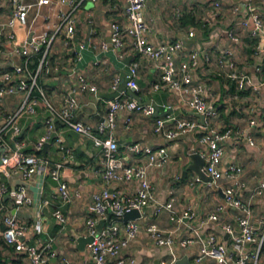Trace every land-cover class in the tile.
<instances>
[{"label": "built area", "instance_id": "1", "mask_svg": "<svg viewBox=\"0 0 264 264\" xmlns=\"http://www.w3.org/2000/svg\"><path fill=\"white\" fill-rule=\"evenodd\" d=\"M125 1L128 23L125 25L112 23L110 39L102 38L98 48L93 39L87 44V47L97 49L93 63L100 65L106 62L107 53H113L116 59L122 61L123 50L128 43L139 56L159 61L160 81L153 85V89L178 90L183 96L184 104L192 111L205 114V119L202 121L198 118L178 117L167 113L156 117L154 129L158 134L171 139L185 132L197 131L198 142L205 148L201 152V156L205 159L202 170L209 176L210 184L218 185L222 177L223 144L231 137L232 130L230 128L222 130L218 125L213 124L212 120L219 117L218 108L205 95V85L194 82V73L200 67V52L194 50L185 59L176 62V54L185 48L184 39L152 42L149 38L151 27L145 17L148 0ZM259 1L235 2L232 6L233 27L227 29L229 38L238 41L234 27L247 28L253 39H256L257 56L264 54V14ZM81 4L82 0H8L6 17L0 15V147H4L0 172L5 173L9 178L13 169L20 176L11 184L12 187L7 182L8 179L0 178V199L13 191L20 204H35L38 208V216L29 224L23 222L16 212L7 210L0 202V223L5 225L4 236L7 242L12 244L17 252L26 254L29 264H74L66 256L53 261L56 252L52 250L51 244L37 247L29 243L32 229L38 235L45 231L44 201L35 202L28 194V188L35 175L40 173L43 178L50 176L57 181L56 196L63 202H72L74 196L79 195V192L75 194L76 192H73L62 180V162L53 163L42 154L50 141H54L66 156L72 153V148L65 144L63 134L58 128V124H61L91 138L94 145L102 151L104 165L101 176L105 182H137L133 195L113 192L108 188L92 193L86 226L88 235H92L94 239L88 243L89 257L80 264H126L122 251L143 232H146L157 245L171 248V258L162 260L160 264H174L180 257L178 249L188 248L198 241L201 242V248L195 256L197 264H249L250 262L256 264L263 248L264 236H258L252 220V206L264 191V179L260 181L250 199L244 201L240 196L241 184L237 179L241 168L233 165L227 174L234 178L235 184L223 190L225 202L218 204L205 219L201 220L197 216L192 204L177 209L174 197L159 204L157 211H168L170 220L174 224V228L166 230L155 221L146 220L143 210L145 204L157 200L155 186L149 176L150 170L165 168L171 161L172 152L164 145L152 146L134 142L127 145V148L140 155L141 160L126 164L120 156L119 142L115 133L117 117L121 111L128 110L153 116L157 112L156 105L152 102H141L127 95L124 93V88L120 95L107 100V116L99 125L83 122L77 118L79 96L87 91L95 93L98 91L97 85L82 67L84 63L82 49L87 47H84V44L82 49L73 46ZM221 6V0H214L215 17L219 16ZM180 16L181 14L177 12L176 17ZM92 33L96 34L95 31ZM57 40H61L62 44L71 50L72 58L68 68V75L72 77V81L64 91L60 106L48 98L46 85L43 82L44 75L51 72L48 59ZM235 54L234 46L225 48L221 52L217 60L218 73L235 84L236 98L240 91L249 88H255V92L260 93L264 88V59L260 64H256L255 72L261 74L259 82L256 83L249 70L236 65ZM6 55H18L22 57V63L16 64L9 59L4 62ZM36 60L38 65L35 69L32 65ZM206 60H211L208 54ZM125 65L127 87L137 92L139 61L135 59ZM121 81V75L116 74L112 90H118ZM20 93L24 98L17 110L3 111L5 99ZM41 101L45 102L49 112L45 118L46 130L42 136L32 142L33 151L27 152L25 147L29 141L22 137L19 119L24 115H35ZM255 124L256 121L252 119L250 125L255 126ZM246 139L251 144L255 143V139L250 134ZM196 181L205 180L197 174ZM228 206L238 209L236 215L238 227L231 222L223 225L224 230L229 234L230 244L223 243L213 232L202 238L201 224L217 222ZM130 209L140 210L141 216L125 221L119 220ZM53 215L62 223H66V216L60 208L54 209ZM108 216H111L109 224L99 230V220L108 219ZM181 227H185L187 233L184 236H177Z\"/></svg>", "mask_w": 264, "mask_h": 264}, {"label": "crops", "instance_id": "2", "mask_svg": "<svg viewBox=\"0 0 264 264\" xmlns=\"http://www.w3.org/2000/svg\"><path fill=\"white\" fill-rule=\"evenodd\" d=\"M221 1V12L218 17L213 13L214 0H148L145 10V17L151 27L149 38L152 42L184 39L185 48L176 54V62L185 59L194 50L200 52V67L194 73V82L205 85V95L218 108L219 117L212 120L213 124L218 125L222 130L228 128L232 130L231 137L223 144L222 177L218 185L210 184L206 180L196 181L197 173L193 169H188L192 163L191 154L194 152L201 154L205 150L198 142L197 131L185 132L171 139L158 134L154 129L156 117L167 113L178 117L201 119L192 114V110L184 104L183 96L178 90L153 89V85L160 81L159 61L139 56L128 43L124 47L122 61L116 59L113 53H107L106 62L100 65L93 63L99 41L102 38L110 39L112 23L120 25L128 23L125 13L126 1L82 0L79 9V23L73 46L82 49V45L87 47L92 39L96 43L94 49L89 47L82 49L84 55L82 67L97 85L98 91L96 93L87 91L79 96L80 105L76 116L79 120L94 125L102 123L107 116V100L110 99L105 97V94L112 91L115 75L120 74L123 79L127 72L125 63L135 59L139 61L137 93L142 102L156 103L159 106V115L146 116L139 112L121 111L117 117L115 133L119 142L120 156L126 164L141 160L140 155L127 148V145L134 142L152 146L164 145L172 152L171 161L165 168L150 170L149 176L155 186L157 200L145 204L143 210L146 220L155 221L166 230L174 228V224L170 220L168 211H157L159 204L174 197L177 209L192 204L197 216L201 220L205 219L218 204L225 202L223 190L235 184L234 178L227 174L233 165L241 168L237 179L241 184L240 196L244 201L250 199L260 181L264 179V88L260 93H256L255 88L240 91L236 98L234 83L218 73L217 65L221 52L225 48L234 46L236 65L249 70L258 83L261 74L255 72L256 64L263 61L264 54L258 56L255 54L253 37L247 28L234 27L238 41L229 38L227 29L233 27L234 21L232 6L238 0ZM259 6L264 14V0H260ZM7 8L8 0H0V15L3 18L6 17ZM177 12L181 14L180 17H176ZM186 16H190V19L185 20ZM93 31L96 34H93ZM207 54L210 56V61L206 60ZM8 59L16 64L22 63L23 60L18 55H6L4 62ZM71 63V50L65 47L61 40H57L48 59L51 72L43 77L48 98L57 106H60L64 91L72 81V77L68 75ZM124 93L130 95L126 88ZM23 98L22 93L8 96L3 104V111H16ZM48 113L45 102L41 101L35 115H24L19 119L22 137L29 141L25 151H33L32 142L44 134L45 118ZM252 119L256 121L255 126L250 125ZM58 128L63 134L65 144L72 148V153L66 156L54 141H50L42 154L53 163L62 162V180L73 192H76L75 194L79 192V195H75L72 202H63L56 196L57 181L50 176L43 178L40 173L35 175L28 188V194L35 202H47L43 203L45 231L38 235L32 229L29 243L37 247L51 244L52 250L56 252L53 261L66 256L74 264H80L89 257V248L87 244L81 249L76 235L88 236L86 220L90 214L92 193L108 188L113 192L133 195L137 182H105L101 176L104 165L103 153L94 145L93 140L61 124H58ZM249 134L255 139L254 144L246 139ZM11 171L13 173L9 178L5 173L0 172V178L8 179L10 186L20 177L13 169ZM12 192L0 199V202L7 210L16 212L23 222L33 223L38 216L37 206L20 204ZM252 207L253 223L257 228L258 236L263 237L264 191L257 197ZM57 208H60L66 216V223H62L53 215L54 209ZM237 213L238 209L228 206L217 222H203L201 237L204 238L208 233L213 232L223 243L230 244L229 234L224 230L223 225L231 222L238 227ZM110 218L111 216H108V219H101L105 221L104 226L109 224ZM4 229V223H0V264H29L27 255L17 252L14 246L7 242ZM186 233V228L181 227L177 236H184ZM200 248L201 242L198 241L188 248L177 251L180 257L187 255L190 264H197L195 256ZM122 256L126 264H160L162 260L171 258L172 250L168 246L157 245L146 232H143L122 251ZM256 264H264V244Z\"/></svg>", "mask_w": 264, "mask_h": 264}, {"label": "water", "instance_id": "3", "mask_svg": "<svg viewBox=\"0 0 264 264\" xmlns=\"http://www.w3.org/2000/svg\"><path fill=\"white\" fill-rule=\"evenodd\" d=\"M124 88H126L129 91V93H130L131 96H133L137 100L141 101L138 93L135 90L127 87L126 76L123 77V79L121 81V84H120L118 90H112L110 93L105 94V97H108V98L116 97V96H118V95L121 94V91ZM152 103H154V102H152ZM154 104L157 107L156 115H159V106L156 103H154ZM192 114L200 117L202 121H204V119H205V114H203V113H199V112H196V111H192ZM3 149H4L3 146L0 147V160H1V154L3 152ZM191 158H192V163L188 166V169H193L204 180L209 181L210 180L209 176H207L205 174V172L202 170V167H203V165L205 163V159L198 152L192 153L191 154ZM140 216H141L140 210H138V209H130V210L126 211L123 214V216L119 218V220L125 221V220H128V219H135V218H138ZM104 224H105V221L104 220H101L98 223V229L99 230L102 229L104 227ZM76 236H77V240L79 242V247L81 249H84L86 247V245L88 243L92 242L93 239H94V237L92 235H88V236H79V235H76ZM174 264H190V260H189V258H188L187 255H184L182 257H179L174 262Z\"/></svg>", "mask_w": 264, "mask_h": 264}, {"label": "trees", "instance_id": "4", "mask_svg": "<svg viewBox=\"0 0 264 264\" xmlns=\"http://www.w3.org/2000/svg\"><path fill=\"white\" fill-rule=\"evenodd\" d=\"M189 17H190V16H186V17H185V20H189V19H190ZM191 20H192V18H191ZM252 40H253L252 43L254 44L253 46L255 47V46H256V39H252ZM254 49H255V48H254ZM40 55H41V54H40ZM37 63H38V60H36V63L32 65V68H35V69H36V68H37V65H38ZM263 75H264V73H263ZM233 89L235 90V84L233 85ZM235 91H236V90H235ZM245 91H246V90H245Z\"/></svg>", "mask_w": 264, "mask_h": 264}, {"label": "rangeland", "instance_id": "5", "mask_svg": "<svg viewBox=\"0 0 264 264\" xmlns=\"http://www.w3.org/2000/svg\"><path fill=\"white\" fill-rule=\"evenodd\" d=\"M259 3H260V1H259ZM250 51H251V49H250Z\"/></svg>", "mask_w": 264, "mask_h": 264}]
</instances>
